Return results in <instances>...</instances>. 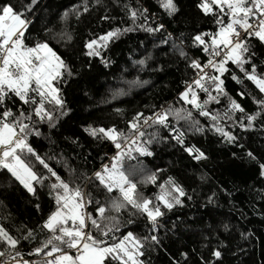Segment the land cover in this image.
Wrapping results in <instances>:
<instances>
[{
    "label": "trees",
    "instance_id": "1",
    "mask_svg": "<svg viewBox=\"0 0 264 264\" xmlns=\"http://www.w3.org/2000/svg\"><path fill=\"white\" fill-rule=\"evenodd\" d=\"M26 2L0 0V4H12L18 10ZM87 3V12H82L79 17L70 14L61 20L66 9L81 5L82 0H38L35 11L28 16L32 23L26 30L25 43L31 46L37 39L49 40L50 46L73 69V75H65L66 82L59 83L64 114L54 112L52 126L46 118L43 121L34 118L40 135L30 134V145L65 181L91 195L88 214H95L98 203L119 197L117 190L108 193L94 178L95 171L116 147L106 138L90 135L85 128L89 125L115 127L128 135L131 131L128 122L137 112L150 116L160 109L162 102H168L165 108L171 106L192 111V120L169 117V123L184 133V146L170 139L171 129L143 127L149 134L145 139H149L153 131L160 138L147 145L151 156L133 152L146 170L145 174L156 173L158 181L138 183L139 192L151 198L154 205V197L160 192L159 184L173 177L187 194L180 198L182 204L174 205L170 210L163 209L164 215L158 218L155 229L146 215L136 213L130 207L119 214L109 212L108 215H118L121 226L107 242H113L112 235L118 238L115 242H119L129 231L140 239L148 237L138 258L141 264H264V176L260 175L259 167L264 163V115L257 116L252 128L239 126V113L232 114V120L224 116L229 98L236 99L245 114H252L258 111L254 101L264 98V94L251 81L242 78L238 84L232 80L233 72L241 77L242 74L235 65L229 64L230 71L222 77L227 96H221L219 102H211L207 107L213 114L220 113L221 124L236 137L235 143H227L220 134L209 130L210 118L200 116L179 99L185 82L194 79L190 61L206 62L209 58L203 47L193 42V37L218 30L216 13L219 9L213 6V12L205 14L198 7L201 0H174L177 11L168 15L161 7V0H99L98 3L87 0ZM129 8L138 14L143 12L147 24L141 15L133 23ZM105 16L108 19H101ZM220 18L227 23L226 15ZM156 24H163V30L149 33L140 27ZM45 28L51 29L47 36ZM114 28L132 30L102 49V57L111 62L105 67L101 57L85 55L83 44ZM62 32L71 34L72 40L61 39ZM249 40L254 54L252 62L257 64L260 73H264V43L256 37ZM145 57L151 58L140 70L133 61ZM135 79L147 83L131 88L123 83ZM116 88H124L127 94L112 99V90ZM241 92L244 95H240ZM198 95L201 101L206 98L203 92ZM7 107L17 113L32 111L30 105L15 97L9 99ZM48 107L52 110L51 105ZM194 122H198L203 130L195 131ZM140 124L143 126L142 120ZM184 147L200 149L206 159H193ZM248 152H252L255 159H250ZM22 158L38 173L46 174L34 157L25 152ZM124 164L129 168L136 165L137 160L126 159ZM134 179L139 182L141 177L137 175ZM36 189V195H30L6 169H0V227L20 241L15 251L22 256H38L33 249L48 236L40 225L56 207L47 182L43 187L37 185ZM209 197H212L211 202ZM68 226H72L71 221ZM29 231L33 236L25 239ZM151 235L158 237L155 243L151 242ZM213 249L221 251L219 259L212 256ZM0 253H5L0 261L9 256L3 241H0ZM109 260L110 264H119V261Z\"/></svg>",
    "mask_w": 264,
    "mask_h": 264
},
{
    "label": "snow or ice",
    "instance_id": "2",
    "mask_svg": "<svg viewBox=\"0 0 264 264\" xmlns=\"http://www.w3.org/2000/svg\"><path fill=\"white\" fill-rule=\"evenodd\" d=\"M93 2L98 3L99 0ZM37 4L38 0H27L19 10L9 3L0 4V169H6L11 178L33 196L36 195V186L43 187L47 182L49 195L54 197L56 207L40 225L42 230L47 231L48 236L33 249L34 254L42 257L39 262L17 259L20 253L15 249L20 241L3 227H0V241H3L9 250L11 264H110L109 258L119 261V264H141L138 258L142 255L144 242L149 238H137L129 231L119 239V242H115L118 238L112 235L113 242L108 243L107 238L113 232H119L121 226L118 215H108V213L119 214L130 207L136 213L146 215L149 224L155 229L158 218L164 215L163 209L170 210L174 205L182 204L180 198L187 194L173 177H168L164 183L159 184L160 192L154 197V205L151 198H146L139 192L138 183L148 184L158 181L156 173L145 174L146 170L133 152L151 156L152 152L147 145L160 138L158 133L153 131L149 139H145L149 134L143 130V127L160 126L171 129L170 139L184 146V133L169 123V117L187 121L193 119V113L184 108L171 106L162 108L150 116H143L142 113L137 112L128 122V128L131 130L128 135L115 127L89 125L85 128V131L94 137L112 141L117 149L110 163L102 164L101 169L94 173V178L108 193L117 190L119 197L107 203H98L95 214L83 212L82 209L86 204L92 202L91 195L82 191L78 185L73 187L70 182L65 181L28 142L30 134L40 135L33 123L34 118L40 121L46 118L49 126H52L55 119L54 112L64 114L65 104L59 83L66 82L65 75L69 77L73 75L72 67L50 46L49 40L37 39L31 46L25 43L26 30L32 23L28 16L32 15ZM213 6L219 9V13H216L218 30L215 33H200L193 37V42L202 46L209 58L206 62L197 59L190 61L189 67L196 70V76L190 83L185 82L184 90L179 93V99L190 105L200 116L210 118L209 130L220 134L225 142L235 143L236 137L226 131L221 124L220 113L213 114L207 106L211 102H219L221 96H227L222 77L230 71L229 64L235 65L242 74L241 77L233 72L232 80L238 84L242 78L251 81L259 92L264 94V73H260L257 64L252 62L254 54L249 40L255 36L264 42V0H201L198 5L205 14L212 13ZM161 7L168 15L177 11L174 0H161ZM88 10L87 0H82L81 5H73L70 10L66 9L61 14V20H65L70 14L79 17L82 12ZM128 11L133 23L138 15H141L145 18V25L147 24L143 12L138 14L131 8ZM221 15H226V24L220 18ZM145 25L140 27L149 33L160 32L164 28L163 24H156L154 27ZM131 30L114 28L97 38L86 40L83 44L85 55L101 57V62L108 67L111 62L102 57V49L112 40ZM50 31L51 29L45 28V36ZM206 37L209 39L206 40ZM60 38L72 40L71 34L67 32L60 33ZM180 55L183 56L184 52L181 51ZM150 58H141L133 61V64L139 65L140 70H143L146 61ZM123 83L131 88L147 81L135 79L124 80ZM199 92L205 94L206 98L203 101L199 98ZM126 94L124 88H116L112 90L111 96L112 99H116ZM239 94L244 95L243 92ZM12 97L30 105L32 111L27 114L23 111L17 113L13 108L7 107ZM254 102L258 105V111L245 114L242 105L236 99L229 98L224 116L232 120V114L239 113V126L252 128L257 116L264 115V98ZM49 105L52 106V110H49ZM141 120L143 126L140 124ZM194 123L195 131L203 130L198 122ZM121 140L123 142H120ZM184 151L195 160L206 159L205 153L200 149L184 147ZM25 152L42 166L45 175H41L25 162L22 158ZM247 156L255 159L252 152H248ZM126 159H135L137 164L126 168L124 164ZM259 167L260 175L264 176V163ZM137 175L141 177L139 182L134 179ZM211 201L212 197H209V202ZM68 221L72 222L71 227L68 226ZM128 223L132 224V221L129 220ZM91 229H94L95 233ZM32 236L33 233L29 231L25 239ZM150 240L155 243L158 237L151 235ZM11 252H15V256H12ZM4 255L5 253H0V257ZM221 255V251L213 249L214 258L219 259ZM0 264L5 262L0 261Z\"/></svg>",
    "mask_w": 264,
    "mask_h": 264
},
{
    "label": "built area",
    "instance_id": "3",
    "mask_svg": "<svg viewBox=\"0 0 264 264\" xmlns=\"http://www.w3.org/2000/svg\"><path fill=\"white\" fill-rule=\"evenodd\" d=\"M253 37H255V36H253ZM194 73H195V75H194V78H195V76H196V70H194ZM167 103L168 102H162V104L160 105V109L165 108V106L167 105ZM116 152H117V149L115 148L114 151L109 154L108 159L103 164H109L110 163V159L115 155ZM101 167H102V165H100L96 171L100 170ZM88 205L89 204H86V207L84 209H82L83 212L88 213ZM11 255L12 256H15V253H12ZM17 259H21V260H32V261L39 262L42 259V257L41 256H22V255H20V257H18ZM4 262H5V264H11V262H9V256L4 260Z\"/></svg>",
    "mask_w": 264,
    "mask_h": 264
},
{
    "label": "rangeland",
    "instance_id": "4",
    "mask_svg": "<svg viewBox=\"0 0 264 264\" xmlns=\"http://www.w3.org/2000/svg\"><path fill=\"white\" fill-rule=\"evenodd\" d=\"M264 43V42H263Z\"/></svg>",
    "mask_w": 264,
    "mask_h": 264
}]
</instances>
